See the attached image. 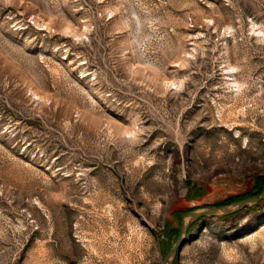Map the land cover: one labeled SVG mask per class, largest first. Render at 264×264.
Masks as SVG:
<instances>
[{
	"label": "rangeland",
	"instance_id": "obj_1",
	"mask_svg": "<svg viewBox=\"0 0 264 264\" xmlns=\"http://www.w3.org/2000/svg\"><path fill=\"white\" fill-rule=\"evenodd\" d=\"M263 184L264 0H0V264H162ZM194 222L264 264V200Z\"/></svg>",
	"mask_w": 264,
	"mask_h": 264
},
{
	"label": "water",
	"instance_id": "obj_2",
	"mask_svg": "<svg viewBox=\"0 0 264 264\" xmlns=\"http://www.w3.org/2000/svg\"><path fill=\"white\" fill-rule=\"evenodd\" d=\"M264 200V186L260 193L247 197L238 201L222 205H207L197 207L186 211L180 216V228L177 239L169 248L168 252L162 259V264H173L175 257L186 241V231L188 227L198 219L206 217H224L234 214L244 208L251 207Z\"/></svg>",
	"mask_w": 264,
	"mask_h": 264
},
{
	"label": "trees",
	"instance_id": "obj_3",
	"mask_svg": "<svg viewBox=\"0 0 264 264\" xmlns=\"http://www.w3.org/2000/svg\"><path fill=\"white\" fill-rule=\"evenodd\" d=\"M264 185V184H263ZM263 187V186H262ZM250 189V188H249ZM249 189L248 190H246V191H249ZM261 190H262V188L260 189V190H258V191H256V193L254 194V195H256V194H258V193H260L261 192ZM252 196V195H251ZM248 197H250V196H248ZM241 199H243V198H240V199H232L230 196L229 197H226V198H224L220 203H217V204H215V205H222V204H227V203H231V202H233V201H238V200H241ZM195 207H192V208H189L188 210H192V209H194ZM202 219V218H201ZM201 219H198L197 221H195V222H198L199 220H201ZM194 222V223H195ZM193 224V223H192ZM191 224V225H192ZM190 225V226H191ZM189 226V227H190ZM188 233V229H187V231H186V234Z\"/></svg>",
	"mask_w": 264,
	"mask_h": 264
}]
</instances>
